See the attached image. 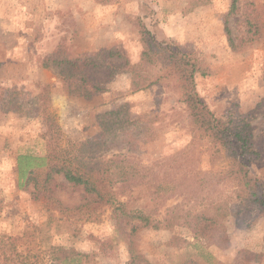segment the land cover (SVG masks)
Wrapping results in <instances>:
<instances>
[{
  "label": "rangeland",
  "instance_id": "rangeland-1",
  "mask_svg": "<svg viewBox=\"0 0 264 264\" xmlns=\"http://www.w3.org/2000/svg\"><path fill=\"white\" fill-rule=\"evenodd\" d=\"M231 1L0 0V233L16 238L31 264H52L61 247L80 256L61 264H264V210L237 196L235 181L220 178L226 167L222 151L196 136L187 162L164 165L193 136L166 66L155 57L142 64L149 84L133 91L130 74L117 65L123 59L114 55L108 62L116 74L109 80L103 68L89 70L105 81V90L85 95L65 68L42 65L47 55L103 48L136 64L146 26L155 53L171 40L200 67L196 90L215 117L249 123L256 152L249 174L264 187V0H237L234 11ZM122 104L132 117L153 118L157 137L133 148L102 133L98 116ZM24 153L76 167L120 155L138 168L149 167L156 179L104 182L98 199L52 174L49 191L34 197L33 183L20 186L16 170L17 156ZM192 169L205 173L211 198L237 212L221 216L196 194L191 206L185 187L155 201L150 191L164 176ZM179 203L215 222L153 229L130 213L148 210L161 218Z\"/></svg>",
  "mask_w": 264,
  "mask_h": 264
},
{
  "label": "trees",
  "instance_id": "trees-1",
  "mask_svg": "<svg viewBox=\"0 0 264 264\" xmlns=\"http://www.w3.org/2000/svg\"><path fill=\"white\" fill-rule=\"evenodd\" d=\"M102 3H108L112 0H98ZM236 1H231V11L236 8ZM226 28V26H225ZM143 39V51L141 59L138 63L131 64L119 52L113 49H99L95 52H85L76 55H47L42 62L43 67H47L50 63L55 66L63 67L67 71L76 76L77 88H82L85 95L97 94L105 90V81L93 78L89 70L103 68L108 72V80L111 75L115 76V72L110 70V62L108 60L116 55L117 58L123 59L122 63H115L119 67H125L127 73L130 74V87L133 91L146 87L149 82L150 74L140 66L148 62H153V58L167 67L169 74L175 77L176 88L180 101L184 104L189 124L193 129V136L187 146L181 150L169 155L163 160L164 165L187 162L190 150L194 140L197 137L205 139L217 151H222L225 155L226 167L219 171L218 175L221 179H232L237 187L236 195L264 210V187L256 177L249 174V164L252 162L256 152L251 146V127L247 121L238 118L237 120L222 121L214 116L207 107L205 102L199 96L196 90L195 77L202 73L196 62L189 55L182 52L177 44L169 41H163L158 45V52H154L155 45L150 37V31L145 26L141 30ZM71 77V76H70ZM93 79V80H92ZM92 80V81H91ZM91 81V84H89ZM89 84V85H88ZM143 116L132 117L129 114L127 105L122 104L115 109H110L98 116V124L101 132L111 139H118L129 147H136L139 141H150L157 137L155 120L153 118H142ZM46 158L36 157L31 153L19 154L16 160V170L19 177L20 186L27 187L29 183H33L31 194L37 197L40 190L49 191L50 186L47 182L51 180L52 174H61L63 178L73 186H79L86 194L93 195L98 199H103L104 193L102 187L104 182L117 183L123 182L131 178L139 180L147 179L150 176L147 172L149 167H137L127 158L116 155L113 158L100 159L92 166H73L65 161L58 159L45 161ZM176 165V164H175ZM37 171L36 169H41ZM203 174L201 170L192 169L178 175L176 170L170 172V176H164L162 181L153 186L150 191L155 196V201L161 202L166 195H173L178 188L185 187V199L189 205H193L195 194L201 195L202 203L209 204L221 216L230 213H236L234 209L227 208L225 203H219L211 195L208 194L207 185H204ZM41 177V184L38 179ZM151 177V176H150ZM176 177V178H174ZM155 181V177H151ZM149 180V177H148ZM205 191V194H201ZM152 199V196H150ZM155 205V204H154ZM183 209L182 205L175 204L165 210L161 218H157L154 214L142 210H133L131 217L142 222V225L151 228H158L160 225L165 228H171L175 225L184 226L188 229L196 228L198 221H204L205 224L215 222L212 216H205L202 213L195 212L191 206ZM182 206V207H181ZM156 208V212H155ZM157 213V207L152 208ZM135 228V226H133ZM17 239L0 233V264H31L29 262V253H22L16 247ZM75 256L80 260L78 253L73 254L72 251L65 248H59V255L52 257V264H61L64 261H72Z\"/></svg>",
  "mask_w": 264,
  "mask_h": 264
}]
</instances>
